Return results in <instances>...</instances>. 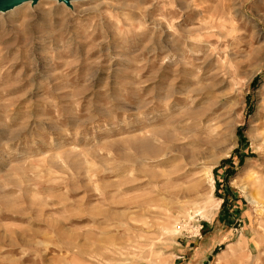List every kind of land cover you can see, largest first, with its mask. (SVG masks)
Here are the masks:
<instances>
[{
    "label": "rangeland",
    "instance_id": "obj_1",
    "mask_svg": "<svg viewBox=\"0 0 264 264\" xmlns=\"http://www.w3.org/2000/svg\"><path fill=\"white\" fill-rule=\"evenodd\" d=\"M263 123L264 0L1 13L0 264H264Z\"/></svg>",
    "mask_w": 264,
    "mask_h": 264
},
{
    "label": "bare ground",
    "instance_id": "obj_2",
    "mask_svg": "<svg viewBox=\"0 0 264 264\" xmlns=\"http://www.w3.org/2000/svg\"><path fill=\"white\" fill-rule=\"evenodd\" d=\"M36 0H23L21 1L19 4L17 5H13L10 9L6 10V11H12L14 10L15 8H17L18 6L22 5V4H27L28 6H30L32 4V2H34ZM63 2H68L70 0H62ZM68 4V3H67ZM224 4V3H223ZM68 7V6H67ZM6 11H0V14L3 13V12H6ZM230 27V26H229ZM211 30V29H210ZM201 40V39H200ZM264 124V123H263ZM264 127V125H263ZM262 127V128H263ZM186 174V173H185ZM200 183H196L195 185H192L191 187H188L186 188L184 191H183V196H192L194 199H201V200H206L207 196L205 195V192L203 190V187L202 189L198 188ZM251 184L252 186L254 187L253 189V195H254V198H252V202L253 203H256L257 205L260 206V208L262 209V207L264 208V180L261 179V178H253L251 180ZM181 197V196H180ZM188 199V198H187ZM184 200V199H183ZM196 201V200H195ZM187 201L184 202L183 205L179 206L182 213H187V216L190 217L189 215V212L186 211V206H187ZM190 206V205H189ZM178 212V211H177ZM174 215V214H173ZM174 217V216H173ZM262 223V222H261ZM264 224V223H263ZM261 226V225H260ZM163 227V226H162ZM259 227V226H258ZM260 228V227H259ZM166 229V227H165ZM258 229V228H257ZM262 234L263 231L261 232ZM252 235V234H251ZM246 243V242H245ZM252 251V250H251ZM150 252V251H149ZM249 252V251H248ZM152 254V253H151ZM249 254V253H248ZM253 254V253H252ZM257 256V255H256ZM247 257V255H246ZM244 259V258H243ZM255 259V257H254ZM256 263V262H255ZM243 264H249V262L247 261L246 263L244 262ZM258 264V263H257Z\"/></svg>",
    "mask_w": 264,
    "mask_h": 264
},
{
    "label": "water",
    "instance_id": "obj_3",
    "mask_svg": "<svg viewBox=\"0 0 264 264\" xmlns=\"http://www.w3.org/2000/svg\"><path fill=\"white\" fill-rule=\"evenodd\" d=\"M23 0H0V11H6Z\"/></svg>",
    "mask_w": 264,
    "mask_h": 264
}]
</instances>
